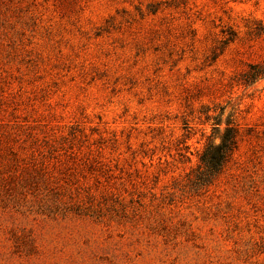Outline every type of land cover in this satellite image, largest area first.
<instances>
[{"label":"rangeland","instance_id":"rangeland-1","mask_svg":"<svg viewBox=\"0 0 264 264\" xmlns=\"http://www.w3.org/2000/svg\"><path fill=\"white\" fill-rule=\"evenodd\" d=\"M261 62L264 0H0V264H264Z\"/></svg>","mask_w":264,"mask_h":264},{"label":"trees","instance_id":"trees-1","mask_svg":"<svg viewBox=\"0 0 264 264\" xmlns=\"http://www.w3.org/2000/svg\"><path fill=\"white\" fill-rule=\"evenodd\" d=\"M258 1V0H256ZM263 29L258 27L256 33ZM233 40V36L223 38L222 45H227ZM264 77V62L250 64L247 70L241 74V81L251 84ZM238 130L228 120L219 135V142L209 141L199 156V163L194 171L197 185L207 186L221 173L238 146Z\"/></svg>","mask_w":264,"mask_h":264}]
</instances>
